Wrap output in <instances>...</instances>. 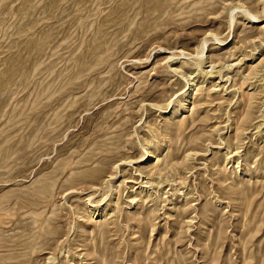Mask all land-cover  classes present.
Returning <instances> with one entry per match:
<instances>
[{"label":"rangeland","instance_id":"rangeland-1","mask_svg":"<svg viewBox=\"0 0 264 264\" xmlns=\"http://www.w3.org/2000/svg\"><path fill=\"white\" fill-rule=\"evenodd\" d=\"M0 264H264V0H0Z\"/></svg>","mask_w":264,"mask_h":264}]
</instances>
